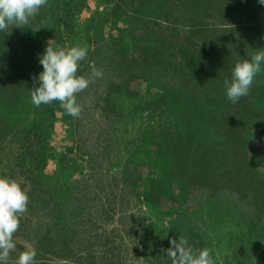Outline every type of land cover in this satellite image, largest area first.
<instances>
[{"label": "rangeland", "instance_id": "374dc122", "mask_svg": "<svg viewBox=\"0 0 264 264\" xmlns=\"http://www.w3.org/2000/svg\"><path fill=\"white\" fill-rule=\"evenodd\" d=\"M46 45L103 72L79 117L31 102ZM261 48L258 0H48L0 32V176L29 196L7 264H171L179 237L264 264V66L238 102L223 84Z\"/></svg>", "mask_w": 264, "mask_h": 264}, {"label": "clouds", "instance_id": "9594fccd", "mask_svg": "<svg viewBox=\"0 0 264 264\" xmlns=\"http://www.w3.org/2000/svg\"><path fill=\"white\" fill-rule=\"evenodd\" d=\"M264 5V0H258ZM48 0H0V32L13 26H27L46 7ZM88 56L87 46L70 47L46 45L38 56L42 70L34 79L38 86L31 90V102L39 108L54 101L59 102L65 113L73 118L81 114L77 94L86 90L93 79H100L103 72L89 63L88 75H77L80 64ZM264 66V48L258 49L249 59L236 62L230 79H225L224 90L229 101L235 103L249 95L254 78ZM29 196L15 179L0 176V264H7L16 245L14 233L20 225V214L28 210ZM167 256L171 264H214L211 249L195 248L187 238L170 239ZM37 249L27 247L15 259V264H36Z\"/></svg>", "mask_w": 264, "mask_h": 264}, {"label": "trees", "instance_id": "16d2710c", "mask_svg": "<svg viewBox=\"0 0 264 264\" xmlns=\"http://www.w3.org/2000/svg\"><path fill=\"white\" fill-rule=\"evenodd\" d=\"M12 60H13V62H14V57L12 58ZM30 62H24V61H22V64L20 65V71L22 72V73H27V75H29L30 74V77H33V75L35 74L34 73V69H32V65L31 64H29ZM21 74V73H20ZM22 75V74H21ZM38 84V83H37ZM37 84H36V86H37ZM55 102V104L57 105V107H55V108H61L60 107V105H59V102H57V101H54ZM54 102H52L51 104H54ZM48 109L47 108V113H49V115H50V117H54V114H55V110L56 109ZM63 112H64V110H62ZM13 264H15V263H13Z\"/></svg>", "mask_w": 264, "mask_h": 264}]
</instances>
